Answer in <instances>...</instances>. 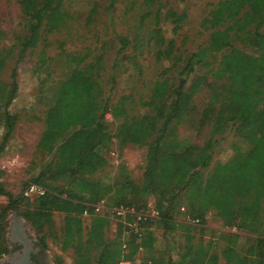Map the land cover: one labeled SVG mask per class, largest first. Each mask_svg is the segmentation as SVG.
Listing matches in <instances>:
<instances>
[{
  "label": "trees",
  "instance_id": "obj_1",
  "mask_svg": "<svg viewBox=\"0 0 264 264\" xmlns=\"http://www.w3.org/2000/svg\"><path fill=\"white\" fill-rule=\"evenodd\" d=\"M62 1L17 0L25 33L0 51V73L7 60L13 63L8 81L0 79V154L16 123V115L8 106L17 93V64L28 50L36 47L43 30L56 29L68 17ZM116 1L108 0L107 9L111 10ZM149 1L145 0L146 4ZM91 9L86 21L91 18ZM166 14L171 19L172 32H176L183 13L168 9ZM200 25L208 31L206 41L184 57L176 71V82L165 73L153 82L143 102L145 111L140 115L126 113V97L110 104L108 97L103 96L101 54L84 62L87 55L63 52L64 60L72 66L55 82L35 144V151L49 158L24 183L18 195L7 191L0 180V197L5 198L0 204V254L6 252V213L14 211L31 227L44 248L47 237L60 250L70 248L72 264H118L121 260L131 262L138 249L154 252L151 227L158 225L163 232L176 225L183 229L176 264H216V254L208 251L212 242H194L192 233L194 227L201 233L205 215L212 210L224 227L234 230L219 234L224 241L225 264H229V251L236 244L238 232L252 236V254L247 264H264V0H218ZM164 39L160 28L153 27L146 42H152L159 54ZM117 40L119 53L129 41L122 36ZM234 42L248 43L250 52L237 48ZM38 61L36 69L49 74L43 51ZM196 70L200 74H194ZM110 79L114 81L112 76ZM201 85L206 87L207 98L197 126L208 123L210 131L196 145L177 139L175 129L193 110L192 96ZM106 115L111 121L120 118L119 146L130 143L145 147L138 184L128 177L121 162H117L118 173L110 183L92 177L106 165L104 145L110 139ZM227 128L233 138L227 146L231 155L203 174L216 148L214 135ZM31 182L43 186L45 192L30 196L33 199L28 202L30 197L23 195V190ZM108 195L110 202L105 200ZM147 195L158 215L137 222L135 231L115 216L96 215L87 225L82 224V211L99 199L108 206L122 205L139 212L146 206ZM20 205L23 209L16 211ZM53 212L62 215L58 229ZM178 213L182 214L181 223L175 218ZM186 216L197 218L198 224L184 221ZM111 221L113 237L107 240L104 230ZM164 252L143 256L139 264H172L168 252ZM53 261L62 264L58 255Z\"/></svg>",
  "mask_w": 264,
  "mask_h": 264
},
{
  "label": "rangeland",
  "instance_id": "obj_2",
  "mask_svg": "<svg viewBox=\"0 0 264 264\" xmlns=\"http://www.w3.org/2000/svg\"><path fill=\"white\" fill-rule=\"evenodd\" d=\"M218 0H117L111 10L107 9L108 0H63L62 7L68 14L64 22L50 32L40 35L36 47L28 50L22 61L17 64V93L10 102L8 109L16 115V123L4 150L0 154L1 183L12 195H18L24 183L38 171L42 162L47 161L49 155L35 151L36 141L43 129L45 110L50 104L55 82L68 70L72 64L64 60L63 52L75 55H87L84 62L93 56L101 54L102 69L100 82L103 96H107L110 104H114L120 97H126L124 103L126 113L140 115L145 111L143 102L147 100L153 82L165 73L172 81L177 79L176 71L181 67L184 57L204 44L208 31L200 25L208 10ZM90 8L93 13L89 21L86 15ZM172 10L184 17L176 32H172V22L166 10ZM142 15V18H141ZM144 15V18H143ZM158 27L165 38L157 47L152 42H146L151 28ZM24 19L17 0H0V51L17 42L24 35ZM118 36L125 37L129 44L121 52ZM234 45L246 52H250L248 43L234 42ZM43 51L47 59L49 74L44 69H36L40 52ZM60 52H62L60 54ZM12 61L7 60L0 73V79L8 81V72ZM194 74H200L196 70ZM111 76L114 81L111 82ZM192 76L189 75V79ZM207 80H210L207 75ZM207 98V91L201 85L192 96L193 110L176 124V138L187 143L200 145L208 136L210 125L197 126V118ZM107 130L110 139L105 143L106 165L95 172L92 177L102 183H110L118 173L117 162L125 167L128 177L138 184L140 182L145 156V147L125 143L119 146L117 125L120 118L110 120L106 115ZM1 134V130H0ZM214 137L217 139L216 148L205 174L217 161L229 158L231 152L227 149L233 139L228 128ZM109 151V154H108ZM204 186V185H203ZM207 191H212L203 187ZM111 195L105 197L107 202ZM33 198L30 197L28 202ZM5 202L0 197V204ZM152 202L150 195L145 203ZM20 205L16 211H21ZM6 213V225L10 222V213ZM61 213L53 212L54 226L58 229L61 223ZM176 221L182 222V214H176ZM114 222L111 221L104 230V238L113 237ZM27 230L33 233L27 225ZM155 237L154 252L138 249L129 264H139L143 256H155V252L167 251L173 263L176 264L183 242V229L176 225L171 231L163 232L158 226H152ZM223 231L234 232L226 228L215 216L212 210L205 215V223L201 233L197 228L192 229L193 241L202 243L208 240L212 244L208 251L216 254V264H225L222 248L224 241L219 238ZM237 233V232H236ZM34 234V233H33ZM35 235V234H34ZM236 244L229 251V264H247L252 254L250 241L252 236L245 232H238ZM45 250L53 259L58 255L62 264H72V250H60L55 241L47 237ZM165 253V252H164ZM119 264V263H118Z\"/></svg>",
  "mask_w": 264,
  "mask_h": 264
},
{
  "label": "built area",
  "instance_id": "obj_3",
  "mask_svg": "<svg viewBox=\"0 0 264 264\" xmlns=\"http://www.w3.org/2000/svg\"><path fill=\"white\" fill-rule=\"evenodd\" d=\"M45 192L43 186L36 183H27L23 190L25 196H39ZM181 211L182 207L179 208ZM106 216V217H119V220L126 226L130 227L131 230L135 231L137 222L145 220L147 218H156L158 215L157 209L153 206L152 202L146 203L143 211L136 212L132 207H126L122 205L108 206L103 199H99L96 203L84 209L80 215L83 225H87L92 216ZM184 221L191 224H198L197 218L184 217ZM124 247V244L121 245ZM119 264H129L127 260H121Z\"/></svg>",
  "mask_w": 264,
  "mask_h": 264
},
{
  "label": "flooded vegetation",
  "instance_id": "obj_4",
  "mask_svg": "<svg viewBox=\"0 0 264 264\" xmlns=\"http://www.w3.org/2000/svg\"><path fill=\"white\" fill-rule=\"evenodd\" d=\"M9 228L10 224L7 225L4 234L6 252L0 254V264H54L51 256L47 254L35 235L28 232L27 227L23 229L17 241L9 239ZM24 251L27 253L26 260L22 259Z\"/></svg>",
  "mask_w": 264,
  "mask_h": 264
},
{
  "label": "water",
  "instance_id": "obj_5",
  "mask_svg": "<svg viewBox=\"0 0 264 264\" xmlns=\"http://www.w3.org/2000/svg\"><path fill=\"white\" fill-rule=\"evenodd\" d=\"M10 228H9V239L12 241H17L20 239V236L22 235L23 229L27 227V223L24 222L14 211L10 213ZM22 255V259L26 260L27 253Z\"/></svg>",
  "mask_w": 264,
  "mask_h": 264
}]
</instances>
